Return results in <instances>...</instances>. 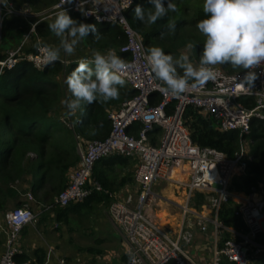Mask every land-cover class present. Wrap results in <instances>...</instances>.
<instances>
[{"label":"built area","instance_id":"1","mask_svg":"<svg viewBox=\"0 0 264 264\" xmlns=\"http://www.w3.org/2000/svg\"><path fill=\"white\" fill-rule=\"evenodd\" d=\"M60 4L62 0H57L47 8L34 9L24 0L19 4L7 0L6 6L0 3V41L6 19L16 17L28 23L19 42L0 58V74L22 61L37 70L46 67H37L42 54L33 47L38 39L36 27L49 17L54 18L55 12L62 10L57 9ZM132 4L133 0H72L63 5L68 13L80 14L85 20L120 27L125 42L117 51L125 55L124 77L135 95L108 110L111 129L106 138L90 140L83 147L80 136H76L79 160L69 172L66 186L43 205V211L82 202L93 193L107 196L108 216L126 244L127 259L123 264H131L129 251L134 254L135 264H251L264 256V197L256 196L253 186L246 193L234 190L231 183L248 174L250 148H245L242 140L251 132L253 121H264V65L255 69L259 78L251 92L239 88L240 77L247 70L230 73L220 65L216 66L219 76L214 82L178 96L161 91L148 68L143 37L125 16ZM80 7L90 14H82ZM91 56L92 53L84 54L79 60ZM70 61L61 55L62 64ZM187 107L213 118L220 131L238 132L239 149L234 156L193 142L184 118ZM158 132L160 140L155 137ZM110 156L127 157L134 162L132 181L117 190L105 188L97 180L89 181L95 163ZM163 182L184 187L185 198L178 204L180 219L174 231L166 224L161 226L154 209L162 201L155 186ZM195 192L208 198L200 204L202 211L190 206ZM24 197L20 205L0 217V234L4 238L0 264H71L51 246H46L42 262L34 258L16 260L21 252L23 228L38 222V214L30 206L35 201L33 194L26 192ZM228 202L234 206L233 213L243 222L244 229L226 226L219 220L218 212ZM197 233L210 237L208 261L189 250Z\"/></svg>","mask_w":264,"mask_h":264},{"label":"trees","instance_id":"2","mask_svg":"<svg viewBox=\"0 0 264 264\" xmlns=\"http://www.w3.org/2000/svg\"><path fill=\"white\" fill-rule=\"evenodd\" d=\"M56 1L45 0L47 7ZM20 2L21 0H16L17 4ZM25 2L34 9H39L37 0H25ZM167 2L168 0H164L165 6H167ZM172 2L177 5L179 11L170 13L169 17L158 19L152 25L134 19V9L137 4L147 10L152 6L149 4V0H133L132 6L126 10L125 16L129 24L143 37L146 50L153 46L161 47L166 54L178 57L181 54L180 50L191 44L192 48L188 54L192 61L199 60L205 37L195 33V28L197 22L205 18L206 15L203 12V0H172ZM69 15L79 22L95 24L99 38L97 39L93 33H89L83 39L85 45L99 51L114 49L117 55L124 59L125 55L117 51V48L125 42L120 27L111 23L102 24L93 20H85L80 14L69 13ZM169 19L175 23V31L167 28ZM50 22L48 20L37 24L38 36L45 37L51 34L48 28ZM27 27L26 21L16 17H10L3 22L5 36L1 37L0 41V58L5 56L1 52L5 50L3 45L5 44L7 49L13 47L19 42L17 38ZM82 55L71 60L67 65L57 61L46 66L43 70H37L28 62L22 61L11 69L3 70L0 74V211H5L9 198L14 195L12 191L15 190L8 186L9 182L21 175L32 172L39 173L36 185L33 187L34 191L42 188L45 182L54 184V188L58 192L66 186L69 171L74 168L79 156L76 147L71 145L65 133L68 128L60 116L64 109L61 101L69 95L65 80L78 66ZM220 66L228 69L230 64ZM61 69H63L65 77L62 82L57 75ZM134 95L135 90L124 85L119 88V96L116 99L106 103L84 104L82 111L77 112L78 115L76 114L74 120L76 124L72 129H74L75 137L81 136L87 130L94 138H106L111 129L108 110L119 107L121 103ZM184 118L193 142L199 146L215 148L224 152L228 157L234 156L239 149L238 132L218 130L216 121L210 116H203L196 109L187 107ZM84 125L87 129L82 128ZM76 126L78 130L75 129ZM247 138L251 141L249 171L248 174L234 179L231 188L249 193L250 187H258V183L262 182L264 187V180L262 181L264 175V121H253L251 132ZM110 157L120 165L127 164L129 160L127 157L121 156ZM106 158L98 160L92 172L94 180L100 182L105 188H107L106 183L95 173V168L98 162ZM127 180V177L122 178L119 185ZM3 181L10 191L5 192ZM203 196L199 192L194 193L195 206L202 202ZM92 198L106 199L109 202L107 196L93 193L82 203H70L64 208H56L55 220L63 225L68 224L70 221L68 213H79L83 208L80 206L85 203L84 206L88 207ZM233 212L232 203H225L218 212V218L226 226L244 229L243 222ZM34 255L37 262H42L45 252L43 248H37ZM65 257L70 263L69 258L72 256L66 254ZM29 258L30 256L23 252L16 256L17 261ZM121 259L125 261L127 255L121 256ZM222 264L232 263L223 261ZM251 264H264V256L252 261Z\"/></svg>","mask_w":264,"mask_h":264},{"label":"clouds","instance_id":"3","mask_svg":"<svg viewBox=\"0 0 264 264\" xmlns=\"http://www.w3.org/2000/svg\"><path fill=\"white\" fill-rule=\"evenodd\" d=\"M4 6L7 0H0ZM72 0H62L57 5L55 16L48 28L58 38L59 43L52 45L39 38L33 45L41 54L37 65L48 66L61 60V54L74 55L80 42L93 33L99 38L95 24L79 22L72 18L63 7ZM152 6L147 10L140 4L134 9V19L145 24H155L158 19L179 9L172 0L165 6L164 0H149ZM82 14L84 12L81 7ZM205 18L197 22V29L205 37L202 54L194 64L187 53L178 57L166 54L161 47H149L146 60L154 80L161 85V91L178 96L190 89L202 87L209 81H216L218 65L230 64L233 69L247 70L240 77L241 91L251 92L259 78L256 68L264 65V0H204ZM124 23L127 20L122 18ZM167 28L175 31V23L169 19ZM191 49L192 45H188ZM126 61L114 49L105 52L93 50L91 59H81L78 66L66 78L69 95L61 101L68 118L82 111L84 104L106 103L119 96V88L126 83L124 70ZM129 251L131 264H135Z\"/></svg>","mask_w":264,"mask_h":264},{"label":"rangeland","instance_id":"4","mask_svg":"<svg viewBox=\"0 0 264 264\" xmlns=\"http://www.w3.org/2000/svg\"><path fill=\"white\" fill-rule=\"evenodd\" d=\"M37 3L40 9L47 8V4L45 0H37ZM195 31H196L195 33H197L199 36L204 37L199 32L197 27L195 28ZM4 36H5V31H3L2 37L4 38ZM188 45L183 47L180 50V52L188 54L190 52L189 51L190 48L188 47ZM197 61L199 60L193 61V63L196 64L198 63ZM230 68H232L231 65L228 67V69L227 68H223V69L227 72L230 71V73L240 71L238 69L230 70ZM57 75H59L61 82L64 81L65 77H64L63 69H61ZM64 113H65V108L60 113L61 119L65 122L67 126L66 128H68V130H65V133L67 134L68 141L71 143V145L76 147V152H77V139L74 134V129H72L76 124V122L74 121L76 116L68 118L64 115ZM82 128L87 129L85 125L82 126ZM75 129L78 130L77 126ZM90 135L91 134L87 130L81 134L79 141L83 147H85L88 141L98 139L97 137L94 138ZM155 137L158 138V140H160L161 138L160 133L159 132L156 133ZM242 145L245 148L249 149L251 147L250 139L246 137L244 140H242ZM30 156H32V154H30ZM38 176H39L38 172L24 174L16 178V180L18 181L14 180L9 182V184L15 185L18 189H20L21 194L24 193L25 190L27 191L29 190L33 193L34 191L33 187H35L36 185V180ZM128 178L130 181H132L131 179L132 175ZM263 180H264V175L262 176V181ZM89 181L90 183H92L94 181V178L91 177ZM2 185L5 192L10 191L6 187L4 181L2 182ZM254 188H255V192H257L260 196L264 197V187L262 182L258 183V187H254ZM155 189L162 195V201L160 202V204L154 206V209H156V213L158 214L157 215L159 218L158 221L160 222L161 226H165L166 224L168 225V227H170L171 230L174 231L176 230L177 228L176 225L180 219V209L178 208V204L182 203V201L185 198L184 197L185 194L183 192L184 187L174 186L170 182H166V183L163 182L155 186ZM14 190L15 191H12L14 195L11 198H9L10 201H8L7 204L8 209L13 206L20 205L25 200L24 196L21 197V195H17L16 189ZM57 192L58 190L54 188V184L45 182V184L39 191V195L37 194L35 198H37L39 201H45L46 199L48 202H51L53 196ZM17 198H21L19 204H17L16 201ZM207 199H208L207 196L204 195L201 203H205ZM35 201L30 202V206L32 210ZM199 205L198 206L194 205V199L190 202V206L192 208L194 209L196 208L195 210L197 211H202L203 208L201 205L200 206ZM101 207L102 208L97 207L94 210L93 209L91 210L89 206L84 207L82 208V211L79 212L78 210L79 213L76 212L70 213L71 214L69 216L70 221L68 224L61 226L58 222H55L57 223L58 226L54 227L55 223L52 225V229H54L52 231H54V233L59 232L60 234V236L58 237L59 241L57 240L59 243L58 248L61 249V252L63 254L68 252V254L72 256L71 258H69L71 264H121V263L123 264L124 261L122 262L121 256L127 255L126 244L118 229L113 225L112 221L109 220L110 218L106 216L105 212L106 209H108V203L106 202V204L102 205ZM59 227H61L62 229L61 231L59 230ZM65 227L67 228L66 230L67 232L65 239H63L64 236L63 230ZM61 233H62V237H61ZM47 236L50 238L51 233L47 232ZM223 236H225V234H223ZM197 237H200L202 240H207L206 238L208 237V235L204 233H197L196 238ZM196 238L194 239L193 244L196 241ZM77 250L79 251V254L78 253L75 254ZM189 250L190 252H192L191 249ZM81 252L82 253L85 252V254H81Z\"/></svg>","mask_w":264,"mask_h":264},{"label":"crops","instance_id":"5","mask_svg":"<svg viewBox=\"0 0 264 264\" xmlns=\"http://www.w3.org/2000/svg\"><path fill=\"white\" fill-rule=\"evenodd\" d=\"M20 37L17 39H20ZM38 38L41 41H44V42L52 44V45H57L59 43L58 38L55 37V35L53 33H51L50 35L45 36V37L38 36ZM35 42H36V40H35ZM3 46H4L5 50L2 49L4 51H1V52L3 54H5V52L8 49L6 48L5 44ZM92 51H93V49H91L87 45H85L84 40H82L80 42V44L77 46L74 55H66L64 53H62L61 55H65V57H67L68 59L73 60V59H77L79 55L92 53ZM103 51H101V52H103ZM133 169H134L133 160L129 159L127 161V164H123V165L121 164L120 165L117 163V161H114L110 157V158H106L105 160L100 161L96 164L95 173L98 174L100 176V178L106 183L107 188H109L111 190H117V188H121L125 184L131 182L128 177H130L132 175ZM125 177H127L128 180L123 182L121 185H119L121 179L125 178ZM16 181H18V180H16ZM8 186L13 188V189H16L17 195H21V197H23L26 192H31L29 190L28 191L25 190L26 192L24 191V193L21 194L20 189H18L15 185L8 184ZM26 188H28V187H26ZM40 190H41V188L37 189L36 191H33V193L31 192L33 194L34 198L37 196V194L39 195ZM96 194H99V193H96ZM255 194H256V196L262 197L257 192ZM99 195H101V194H99ZM35 200L36 201H35V204L33 207V211L38 214V222L33 226H26L23 229L22 234H21V239L19 242L20 251L28 254L30 256V258L35 259V255H34L35 249L43 248V250L45 252L46 246H51V247H55L57 252L63 254L61 252V249L58 248V246H59V243H58L59 238L58 237L60 236V234H59V232L54 233V231H52V230H54V229H52V225L55 222H58L54 218L55 213H56L55 209L43 211V205H46L49 202L46 199H45V201H39L37 198H35ZM8 201H10V200H8ZM16 201H17V204H19L21 201V198H17ZM90 201L91 202L89 204V207L91 210L92 209L94 210L97 207L102 208L101 206L105 205L107 202L106 199H98V198L97 199L92 198V200H90ZM80 203H82V202H80ZM107 203H109V202H107ZM84 205H85V203L80 207L84 208L85 207ZM6 210H8V206H6L5 211ZM5 211H0V217L2 216L3 212H5ZM105 213H106V216H108V209H106ZM70 215L71 214L68 213V216H70ZM108 218H110V217L108 216ZM109 220H111V219H109ZM263 224H264V222H263ZM60 225L62 226L63 224H60ZM59 230L60 231L62 230L61 227H59ZM66 230H67V228L65 227L63 230L64 231L63 239H65V237H66V232H67ZM47 232L51 233L50 238L47 236ZM61 237H62V233H61ZM206 239L207 240H202L200 237H197L196 241L194 242V244L192 245V247L190 249L195 256H197L198 258H203L205 261H208L210 258L209 257V254H210V249H209L210 248V237H207ZM3 242H4L3 235L0 234V254L3 251ZM77 253L79 254L78 250L75 254H77ZM66 254L68 256H71L70 254H68V252H66L64 255L66 256ZM81 254H85V252H83V253L81 252Z\"/></svg>","mask_w":264,"mask_h":264}]
</instances>
